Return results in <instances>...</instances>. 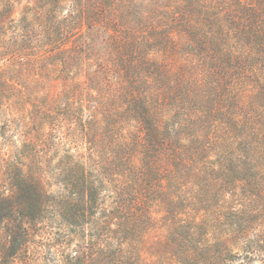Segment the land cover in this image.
Here are the masks:
<instances>
[{
  "label": "rangeland",
  "instance_id": "obj_1",
  "mask_svg": "<svg viewBox=\"0 0 264 264\" xmlns=\"http://www.w3.org/2000/svg\"><path fill=\"white\" fill-rule=\"evenodd\" d=\"M14 1L17 22L39 35L14 42L9 34L10 49L0 52V74L26 94L2 99L3 151L13 148L1 121L17 129L34 104L55 105L64 94L80 108L103 165L142 137L128 110L135 96L166 148L148 221L135 211L119 229L111 214L118 194L127 211L142 199L138 142L131 170L107 174L103 213L83 227L51 215L20 264H74L83 245V264H264V44L248 32L264 33V0H108L104 17L82 0L87 11L75 19L69 12L80 0ZM17 49L22 65L9 59ZM70 120L63 132L87 156L91 144ZM226 250L231 258L222 260Z\"/></svg>",
  "mask_w": 264,
  "mask_h": 264
},
{
  "label": "trees",
  "instance_id": "obj_2",
  "mask_svg": "<svg viewBox=\"0 0 264 264\" xmlns=\"http://www.w3.org/2000/svg\"><path fill=\"white\" fill-rule=\"evenodd\" d=\"M80 1L81 3L71 5L69 16L73 19L81 17L87 11L82 0ZM92 1V12L96 17H104L108 0ZM19 10L16 1L0 0V52L10 49L5 45L10 42L9 34L15 36L14 42L19 38L31 39L39 35L35 29L27 30L26 27H21V22H17ZM261 31L248 29L259 44H264V33ZM56 42H59L57 48L65 44L60 39ZM17 50L10 51L13 54L9 59L16 56L18 64L22 65L21 60L25 59V54L21 49ZM67 50L63 49L64 52ZM15 94L18 101L26 97L21 84L1 73L0 118L7 119L2 99H10ZM67 100L69 97L64 94L55 105L34 104L29 120L19 119L17 129H14V121L11 119L8 121L12 124L1 121L5 131V134H2L4 143L13 150L3 151L0 147V264H20V261L26 260L38 225L51 215H58L66 225L72 227L91 224L92 218L99 210L103 213L106 209L102 191L105 182H110L107 174H110L111 169L117 170L114 174L119 175H122L120 172L123 169L131 170V161L138 142L141 146L140 152L144 155L143 167L140 168L141 181L138 183L142 199L138 197L140 200L127 211L123 197L118 194V198L113 201L116 205L111 214L120 220V223H117L119 229L129 228L125 214H134L135 211L145 217L144 222L148 221L149 203L156 188L160 186L159 174L166 148L164 142L156 135L157 128L151 119V111L146 101L141 96H135L128 106V110L135 114L141 123L143 134L140 140H137V145L134 142L133 145L120 146L111 154V159L106 160L107 165H103L94 158L99 145L91 134L86 132L87 121L83 120L82 113L81 117L78 115L80 108ZM5 108L8 109V106ZM8 114L11 115L10 112ZM63 120L80 124L87 142L91 144L87 156L79 151L77 145L73 144L74 141H70L68 135L63 132ZM16 130L18 134L14 136L15 141L12 139L13 135L7 137L9 132L14 133ZM83 246L75 251L76 254L81 251V254L74 264L85 263L87 252ZM223 255L219 256L223 257L222 260L231 258L228 250ZM137 261L139 263L140 259Z\"/></svg>",
  "mask_w": 264,
  "mask_h": 264
}]
</instances>
